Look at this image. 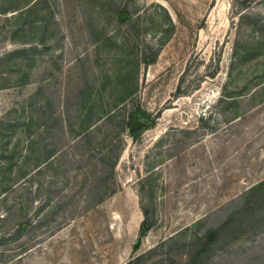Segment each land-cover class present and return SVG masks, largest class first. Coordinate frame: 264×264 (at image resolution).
Listing matches in <instances>:
<instances>
[{"label": "rangeland", "instance_id": "rangeland-1", "mask_svg": "<svg viewBox=\"0 0 264 264\" xmlns=\"http://www.w3.org/2000/svg\"><path fill=\"white\" fill-rule=\"evenodd\" d=\"M0 9V264H125L196 221L198 234L234 212L246 221L235 200L264 179V56L237 64L234 52L260 40L264 0H0ZM86 92L96 114L113 109L126 124L139 110L154 124L134 141L103 119L87 143L71 144L60 126L77 128ZM29 117L33 152L20 126ZM88 142L121 147L97 206L108 168ZM45 144L68 152L58 176L21 178ZM142 208L150 228L140 236ZM251 239L218 248L212 264H264V231Z\"/></svg>", "mask_w": 264, "mask_h": 264}, {"label": "trees", "instance_id": "trees-1", "mask_svg": "<svg viewBox=\"0 0 264 264\" xmlns=\"http://www.w3.org/2000/svg\"><path fill=\"white\" fill-rule=\"evenodd\" d=\"M3 12L4 10L0 9V13ZM121 14H125V12L122 11ZM260 35L261 38L255 45L249 46L248 44H245L234 52V62H237V64H243L264 56V31L262 26L260 29ZM86 94L84 101L81 103L82 108L80 110V115L77 117L80 121L77 128L74 129L72 128L73 126L67 123L60 126V133L63 137L68 134L73 137L71 144L77 145L79 140L82 139H86L87 143L88 139L90 140L93 136L96 126L103 119V121H107L112 128L115 129V136L119 135L122 130H127L128 135L134 141L138 140V136L142 129L148 128L149 126L151 127L154 124V122L149 123V115L139 110L130 115V119L126 124H124V120H116L119 115L112 113L113 109L104 112L100 111L96 114L94 113L96 110L95 103L93 104L91 102V93L86 92ZM92 116L95 121L89 123L88 121ZM51 117L50 114L48 120L52 119ZM135 117L138 120H144L145 124L139 130L129 132L128 129ZM53 121L62 123L64 120L53 119ZM34 124L35 122L29 117L27 121L20 126L28 131ZM45 124H47V121H45ZM27 137H31L30 130L28 131ZM38 139L39 135L36 136V139H28L27 144L31 152H33L34 147L38 144ZM67 144L70 143L67 142L65 146H67ZM87 146H89V149H87L88 156L97 158L96 161H98V163L106 165L108 168L107 171H103L102 174L96 178L97 186L94 187L93 191L99 193L100 190H103L100 192L101 194L97 195L96 201L91 205L97 206L111 194L110 191H108L107 186L114 178V170L120 157L119 152L121 147L115 148L118 150L117 153H112L113 150L100 148L98 143L90 144V142H88ZM48 147L50 148H47L46 144L44 145L45 153H41V155L38 153L32 169L27 173L21 174V178L27 175H30V177L34 176V174L39 175L45 168L52 169L55 173L54 175L58 176L59 168H61L62 163L64 164L66 162L68 152L64 148H54L53 144H49ZM13 167L14 164L11 161H8L6 167L7 170L11 171ZM62 173L64 172L62 171ZM52 184H54V182H52ZM235 202H242L245 204L246 221L239 218L240 212H234V215L227 217L226 220L217 227L206 230L203 234H198L193 231L196 226L200 225V222L196 221L192 225V228L186 227L180 233L171 236L166 241H162L160 244L152 247L145 253L131 258L125 264H212L216 258L215 252H217L216 250L218 248L222 250V253L228 254V251H223V248L224 250L227 248L230 250V246L233 245V243L241 242V246H244L248 241H251V245L253 246L255 240L251 239L252 235H257L261 231H264V179L242 193ZM141 211L144 218L139 225L138 234L140 236L144 235L150 228L147 211L144 208H142ZM21 227L22 225L19 226V228ZM247 230L249 232L245 233ZM222 243H224L223 246ZM220 244L221 246H219ZM182 249L183 251L188 249V251L185 252V254L179 252V254L172 255L173 252Z\"/></svg>", "mask_w": 264, "mask_h": 264}, {"label": "water", "instance_id": "water-1", "mask_svg": "<svg viewBox=\"0 0 264 264\" xmlns=\"http://www.w3.org/2000/svg\"><path fill=\"white\" fill-rule=\"evenodd\" d=\"M144 123L142 121H138L136 117L132 120V123L128 129L129 132L137 131L141 126H143ZM138 246L137 243L133 244L132 248L136 249Z\"/></svg>", "mask_w": 264, "mask_h": 264}, {"label": "flooded vegetation", "instance_id": "flooded-vegetation-1", "mask_svg": "<svg viewBox=\"0 0 264 264\" xmlns=\"http://www.w3.org/2000/svg\"><path fill=\"white\" fill-rule=\"evenodd\" d=\"M136 119H137V118H136ZM137 120H138V119H137ZM138 121H141V120H138ZM141 127H143V126H141ZM141 127H140V128H141ZM140 128H139V129H140ZM139 129H138V130H139Z\"/></svg>", "mask_w": 264, "mask_h": 264}]
</instances>
